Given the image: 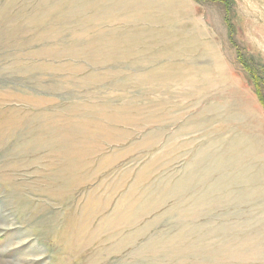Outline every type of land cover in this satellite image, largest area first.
Instances as JSON below:
<instances>
[{
	"label": "rangeland",
	"instance_id": "374dc122",
	"mask_svg": "<svg viewBox=\"0 0 264 264\" xmlns=\"http://www.w3.org/2000/svg\"><path fill=\"white\" fill-rule=\"evenodd\" d=\"M264 0H0V264H264Z\"/></svg>",
	"mask_w": 264,
	"mask_h": 264
},
{
	"label": "trees",
	"instance_id": "16d2710c",
	"mask_svg": "<svg viewBox=\"0 0 264 264\" xmlns=\"http://www.w3.org/2000/svg\"><path fill=\"white\" fill-rule=\"evenodd\" d=\"M263 84H264V82H263ZM257 93H258L259 97L261 98V100H262V102L264 104V94L262 92L258 91V90H257Z\"/></svg>",
	"mask_w": 264,
	"mask_h": 264
}]
</instances>
